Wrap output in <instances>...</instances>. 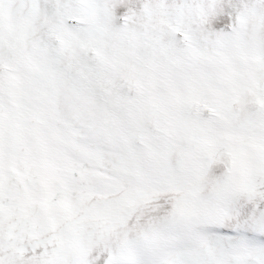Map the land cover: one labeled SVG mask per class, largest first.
<instances>
[{
  "label": "snow or ice",
  "instance_id": "6c2138e0",
  "mask_svg": "<svg viewBox=\"0 0 264 264\" xmlns=\"http://www.w3.org/2000/svg\"><path fill=\"white\" fill-rule=\"evenodd\" d=\"M0 264H264V0H0Z\"/></svg>",
  "mask_w": 264,
  "mask_h": 264
}]
</instances>
